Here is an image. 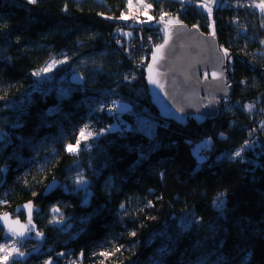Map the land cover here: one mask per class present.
<instances>
[{"label":"trees","instance_id":"1","mask_svg":"<svg viewBox=\"0 0 264 264\" xmlns=\"http://www.w3.org/2000/svg\"><path fill=\"white\" fill-rule=\"evenodd\" d=\"M130 1L0 0V212L28 200L42 208V243L23 242L39 247L11 264H63L60 252L79 264H264V10L244 1L238 45L224 46L229 103L214 120L177 125L159 117L144 84L161 30L122 18ZM204 1L142 0L153 19L172 15L208 34ZM130 38L137 56L124 55ZM114 103L128 105L131 128L69 153L85 126L114 124ZM206 138L199 162L192 148Z\"/></svg>","mask_w":264,"mask_h":264},{"label":"water","instance_id":"2","mask_svg":"<svg viewBox=\"0 0 264 264\" xmlns=\"http://www.w3.org/2000/svg\"><path fill=\"white\" fill-rule=\"evenodd\" d=\"M230 55L228 50H220L213 25L211 34L183 22L168 25L143 69L149 103L162 119L177 125L188 120L196 124L214 120L221 105L231 99L234 85L227 81L225 69ZM69 80L78 83L80 76L72 74ZM58 183V179L49 181L42 196H48ZM41 210V206L28 200L18 204L13 212H0V238L42 243L35 222ZM59 213L56 206L49 209L50 216Z\"/></svg>","mask_w":264,"mask_h":264},{"label":"rangeland","instance_id":"3","mask_svg":"<svg viewBox=\"0 0 264 264\" xmlns=\"http://www.w3.org/2000/svg\"><path fill=\"white\" fill-rule=\"evenodd\" d=\"M244 1L246 2V4H247L246 6L248 8L252 7L251 5H253V3L256 6V8H259V7H257V5L264 3V0H257L256 3L254 2V0H224V1L223 0H205L204 1V6L206 7V10L208 11V15L212 17L211 23H213L215 28L217 29L219 27L221 28L222 26H224V27H222V30L219 31L220 32L219 33L220 34L219 35V41H220L221 45L218 44L219 48L221 49L222 52L226 50L224 46L234 44L236 47L238 45L235 43V40L233 38V36H234L236 39H238V31H237L234 23L239 16V9L241 8ZM218 5L221 6V8H232V9H230L231 11L229 13L224 11L223 14H218L216 11V10H218L217 8H219ZM209 9L211 11H209ZM147 10H148L147 6L144 2H142V0H132L129 2V4L127 6V12L122 16V18H124V17L133 18L135 16L136 17L138 16L137 18L139 20V26H141L142 24H146V23H149V24L154 23L155 25L159 26V28L161 30L160 36H162L163 31L165 30V28L168 25H171L174 23H179L178 19L172 15H164V16L155 20L152 17H150ZM210 31H211V29H210ZM119 32L121 34H123L121 31H119ZM224 32H225V34L223 35ZM211 33L212 32H209L208 34H211ZM229 35H230V37H229ZM222 36H224V37L222 38ZM216 39H217V37H216ZM239 39H241V38H239ZM115 40L117 42L116 45L118 47L123 45L120 37L116 36ZM217 41H218V39H217ZM130 42H136V43L135 44L131 43L128 46L129 50H134L131 48L137 47V45L139 44L138 43L139 41H136L135 38H130L125 43V45L123 46L124 55L126 54V52H125L126 47L125 46H127ZM250 45L253 46L252 44H248L247 46H249V48L241 49V52H240L241 55L242 54L245 55L249 52V50L252 48V47L250 48ZM142 47L145 48L144 45H142ZM152 47H154V46H152ZM231 94H232V92H231ZM127 108H128L127 104L114 103V105L110 106V108L108 109V112L110 114H112L114 124L109 126V128L101 129L98 132L86 130V134L88 132H91L92 135L88 136V138L86 140L79 138V141L82 142L83 145L88 146L89 142L98 136L97 133H100L99 135H101V134L106 133L107 131H111V130H115V129L121 130V131H124L127 128L130 129L131 126L126 127V125L122 121L123 119H121L122 113H124L127 110ZM209 145H210V139L206 138V139L202 140L201 142H199L198 144H196L192 148V153L195 155L196 159L199 162L205 159V151L208 149ZM73 147H76L78 150L80 149L79 145H73ZM77 151H75V152H69L68 151V152L69 153H76ZM53 222L56 224H65L66 220L65 219H54ZM27 246L28 245H25L19 241H13L10 239L0 240V249L6 250V251H0V264H11L13 262H20V260L23 257H25L31 250L35 251L39 247V246L38 247L37 246H33V247L30 246L29 247L30 249H28ZM14 249H17L18 252H23L24 255L19 256L17 251H13ZM5 255H8L7 260H4ZM58 256L61 258V260H63L62 261L63 264H79L80 257H78V259L75 260L72 257L68 256L65 252H60L58 254Z\"/></svg>","mask_w":264,"mask_h":264},{"label":"snow or ice","instance_id":"4","mask_svg":"<svg viewBox=\"0 0 264 264\" xmlns=\"http://www.w3.org/2000/svg\"><path fill=\"white\" fill-rule=\"evenodd\" d=\"M28 2L29 3H36V0H28ZM150 7V6H149ZM257 7H259V8H261L262 10H264V3H261V4H259V5H257ZM209 11H211L210 9H209ZM125 19H127V17H124ZM162 47V46H161ZM48 69H45V71H47ZM152 83H156V81L155 80H152L151 81ZM86 128H87V126H85V129H81L80 130V138L81 139H84V140H86L87 138H88V136H91L92 135V133L91 132H88L87 134H86ZM100 133H97V135H99ZM79 143H80V141L78 140L77 141V145H79ZM67 150L69 151V152H75V151H77L78 149L76 148V147H73L72 145H68L67 146ZM236 155L237 156H239L240 155V152L238 151L237 153H236ZM79 183H83V180H81V181H79ZM123 207V206H122ZM24 235V233H20V236H23ZM37 235H39V233H37ZM133 235H134V233H133ZM0 251H6L5 249H0ZM13 251H17L18 252V250L17 249H14ZM18 255L19 256H23L24 255V253L23 252H18ZM8 259V255H5L4 256V260H7Z\"/></svg>","mask_w":264,"mask_h":264},{"label":"built area","instance_id":"5","mask_svg":"<svg viewBox=\"0 0 264 264\" xmlns=\"http://www.w3.org/2000/svg\"><path fill=\"white\" fill-rule=\"evenodd\" d=\"M131 43H134L135 44L136 42H130L127 46H125L126 47L125 52H126V54H128L129 52H131V53H133V55L137 56L136 54H134V52H136L138 49H140V45L138 44L137 47L131 48V49H134V50H129V47L128 46Z\"/></svg>","mask_w":264,"mask_h":264},{"label":"flooded vegetation","instance_id":"6","mask_svg":"<svg viewBox=\"0 0 264 264\" xmlns=\"http://www.w3.org/2000/svg\"><path fill=\"white\" fill-rule=\"evenodd\" d=\"M18 241H19V242H22V243L24 242V241H22V240H18ZM27 242H31V241H27ZM47 264H49V263H47Z\"/></svg>","mask_w":264,"mask_h":264}]
</instances>
